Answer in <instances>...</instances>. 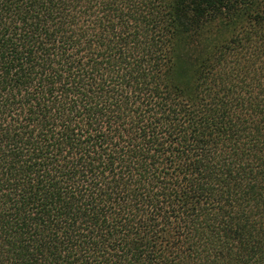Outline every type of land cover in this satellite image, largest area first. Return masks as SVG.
I'll return each instance as SVG.
<instances>
[{"label":"trees","instance_id":"1","mask_svg":"<svg viewBox=\"0 0 264 264\" xmlns=\"http://www.w3.org/2000/svg\"><path fill=\"white\" fill-rule=\"evenodd\" d=\"M0 264H264V0H0Z\"/></svg>","mask_w":264,"mask_h":264}]
</instances>
